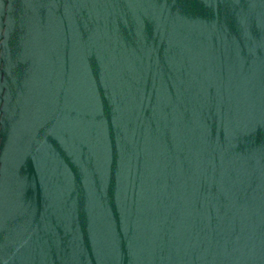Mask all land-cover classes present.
I'll list each match as a JSON object with an SVG mask.
<instances>
[{
    "label": "water",
    "instance_id": "1",
    "mask_svg": "<svg viewBox=\"0 0 264 264\" xmlns=\"http://www.w3.org/2000/svg\"><path fill=\"white\" fill-rule=\"evenodd\" d=\"M0 264H264V0H0Z\"/></svg>",
    "mask_w": 264,
    "mask_h": 264
}]
</instances>
